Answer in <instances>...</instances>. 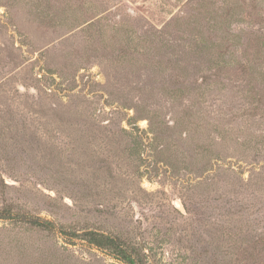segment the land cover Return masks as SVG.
I'll use <instances>...</instances> for the list:
<instances>
[{"label":"rangeland","instance_id":"rangeland-1","mask_svg":"<svg viewBox=\"0 0 264 264\" xmlns=\"http://www.w3.org/2000/svg\"><path fill=\"white\" fill-rule=\"evenodd\" d=\"M227 1L0 0V264H264V114L216 46ZM247 2L234 37L264 53Z\"/></svg>","mask_w":264,"mask_h":264},{"label":"trees","instance_id":"trees-1","mask_svg":"<svg viewBox=\"0 0 264 264\" xmlns=\"http://www.w3.org/2000/svg\"><path fill=\"white\" fill-rule=\"evenodd\" d=\"M246 0H232V1H227L226 3V11H225V16L223 14H220L218 17V20L213 23L212 26H215L217 30L221 29V25L223 23L224 29L226 30L225 36L221 37L219 41H217L216 46L219 47V54L222 56L225 52L228 51L227 54H230L231 57L240 52L241 56L239 55V60L236 66L239 72L241 73V80L239 81L237 87L242 89V95L249 99V102H256L259 103V108L262 114H264V101H263V94H260L258 90L255 89L254 84L259 83L260 85L264 86V53L261 49L260 46H262V43H258V38L256 37V33L251 31L249 32V35L246 36L245 38H241L239 35V38L234 37L235 33L232 28V22L236 21H242L245 18V15L242 13L235 11L236 7H239L245 3ZM250 4V9H260L258 0H248ZM223 16V19L221 18ZM221 18V19H220ZM228 34V38L226 35ZM231 35H233L231 37ZM203 40L201 37L199 39V43ZM253 43V51L252 52H247L245 49L246 47ZM232 48V49H231ZM232 50V52L230 51ZM231 52V53H230ZM226 54V53H225ZM241 59V61H240ZM220 58L217 59L215 62L217 66H214V73L210 76L213 80L219 79L220 76H223V72L229 71V69L226 68V66H221ZM171 66V65H170ZM175 77V76H174ZM244 86V88H242ZM247 86V87H245ZM243 89L245 91L243 92ZM257 106V105H255ZM260 117V116H259ZM262 118V117H260ZM15 214H12L9 210L7 209H2L0 210V219H14ZM25 223H28L30 225H34L36 227H40L43 229H47L49 231H53L52 227L50 228V225L53 223L51 221H44L42 219L38 218H29V219H24L23 220ZM85 240H88L90 243L99 246L100 244H106L110 248H120L119 252L116 253L117 257H122L127 259L128 255L127 253L122 250V246L117 240L116 237L108 236V235H103L100 233H95V232H86L85 234Z\"/></svg>","mask_w":264,"mask_h":264}]
</instances>
